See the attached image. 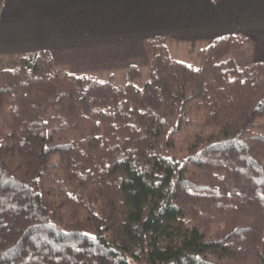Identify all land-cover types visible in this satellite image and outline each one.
Here are the masks:
<instances>
[{"label": "trees", "instance_id": "1", "mask_svg": "<svg viewBox=\"0 0 264 264\" xmlns=\"http://www.w3.org/2000/svg\"><path fill=\"white\" fill-rule=\"evenodd\" d=\"M216 1V0H212ZM216 37L148 78L0 68V264H264V62ZM188 52L192 54L193 48Z\"/></svg>", "mask_w": 264, "mask_h": 264}, {"label": "crops", "instance_id": "2", "mask_svg": "<svg viewBox=\"0 0 264 264\" xmlns=\"http://www.w3.org/2000/svg\"><path fill=\"white\" fill-rule=\"evenodd\" d=\"M229 33L250 39L245 63L264 62V0H0V58L46 49L70 72L139 64L153 35L185 47Z\"/></svg>", "mask_w": 264, "mask_h": 264}, {"label": "rangeland", "instance_id": "3", "mask_svg": "<svg viewBox=\"0 0 264 264\" xmlns=\"http://www.w3.org/2000/svg\"><path fill=\"white\" fill-rule=\"evenodd\" d=\"M164 42L166 44V46L169 49V52L171 53V55L176 58L177 60H181L187 63H196V57H195V50L198 49L199 47L205 45V44H189L186 45L185 47H181V45L176 44L175 42H170L168 40L164 39ZM249 45L248 42H246L243 46V48L241 49H237V50H233L232 51V56L234 58V60L236 61L237 64L239 65H244L247 64L245 63L246 60H244V52H242L241 50H243L244 48H246ZM192 47L194 52L192 54H190L188 52V49ZM145 50V48H144ZM235 52H239L240 56H243L242 60L240 59V57H238V55H234ZM121 57H116L117 60H120ZM15 58H0V68H7V67H12L13 63H14ZM54 60V59H53ZM80 64L82 66H74V69L76 70H80V72L77 73H88V74H92L94 76H98L100 78H104L106 77V74L108 73V71L113 72L115 75V81L118 83H124L126 82V68H118V69H111V70H102V71H95V72H87L89 69L87 68L86 65L82 64V63H77ZM148 57L145 51L144 57L142 58V60L139 62V64H134L136 66H138L140 68L141 71V76L135 80V85L138 87L143 86V84L145 83V81L148 78ZM54 65L56 67H59L55 62ZM60 68V67H59ZM63 69V68H62ZM65 70H67V68H64ZM144 264V263H143Z\"/></svg>", "mask_w": 264, "mask_h": 264}]
</instances>
